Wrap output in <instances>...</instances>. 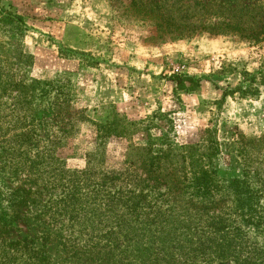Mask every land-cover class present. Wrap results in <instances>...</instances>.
Listing matches in <instances>:
<instances>
[{"label":"rangeland","instance_id":"374dc122","mask_svg":"<svg viewBox=\"0 0 264 264\" xmlns=\"http://www.w3.org/2000/svg\"><path fill=\"white\" fill-rule=\"evenodd\" d=\"M88 1L93 10L90 17L114 31L110 41L124 36L131 43L159 48L177 40L188 43L202 40L214 43V47L224 44L228 50H234L231 54L223 53L225 58L213 52L193 62L173 61L186 64L187 69L190 64H202L197 67L206 66L212 75L224 73L230 82L222 80L219 84L222 87L246 85L243 79L247 73L259 69L264 61V40L248 41L238 34L217 33L219 29L200 26L199 21L214 20L218 15L215 10H202L201 3L206 0ZM169 17L176 18L174 24L178 28L167 25L171 23ZM190 22L198 26L192 27ZM29 28L32 26L20 12H14L0 0V189L35 191L21 208L15 227L9 234L0 235V264H264L261 109L241 101L244 99H218L209 103L210 108L207 104V110L213 114L205 126L196 130L190 128L183 116L172 115L167 109L156 112L149 121L131 119L114 105L93 107V88L83 83L87 70L94 65H83L78 74L57 76L59 100L70 98L69 112L65 113L64 104L61 114H70L77 126L73 137L56 145L54 155L67 170L80 172L87 165V150L100 146L90 166L91 172L94 165L102 170L96 175L91 173L89 180L100 183L101 176L108 175L110 192L120 190L114 194L118 201L114 199L110 208L108 200L85 206L98 210L90 219L103 226L109 223L114 226L117 222L119 227L116 240H108L104 231L80 233L76 227L71 237L69 228L63 229L61 237L57 235L60 226L67 223L63 214L68 212H60V216L50 221L46 215L47 193L26 180L32 175L28 172V158L39 159L38 154L57 141L51 135L54 129L42 122L41 99L27 97L30 94V88L25 87L27 81L40 80L32 74L33 55L24 43ZM38 40L49 46L61 43L43 31ZM213 55L217 57L211 59ZM95 58L92 55L87 61L94 62ZM259 89L262 91L259 98L264 99V86ZM34 92L39 93V89L34 88ZM94 109L98 112L93 113ZM82 110L91 120L103 119L105 123L107 115L108 120L116 115L124 116L131 124L122 123L126 128L121 136L112 132L98 139L91 121H79ZM162 131H167L166 138L162 137ZM162 146H169L165 160L170 163H166V170L160 171L165 182L163 178L145 181L146 186L142 181L147 175L141 169L146 154L142 148L159 154ZM192 155L194 159L210 157L213 167L201 170L191 163ZM104 195L100 193L99 198L104 199ZM129 196L134 198L128 199ZM138 198L142 200L135 204ZM5 203L0 206L1 211H7ZM58 205L60 211L65 208L61 201ZM84 226L90 227V223L85 220ZM65 242L71 243L72 251L63 247Z\"/></svg>","mask_w":264,"mask_h":264},{"label":"crops","instance_id":"0c3cea01","mask_svg":"<svg viewBox=\"0 0 264 264\" xmlns=\"http://www.w3.org/2000/svg\"><path fill=\"white\" fill-rule=\"evenodd\" d=\"M4 2L9 9L18 14L20 12L32 26V29L25 31L28 34L24 43L31 48L33 55L31 71L35 78L50 80L58 73L74 75L78 74L83 66L78 58L59 55L56 46L40 43L38 35L42 31L49 32L57 42L96 56L95 67L87 70V78L83 83L93 88V92L91 91L94 97L93 107L114 105L128 118H146L148 121L156 112L167 109L172 115L183 116V120L190 123V128L196 130L205 126L213 114L207 110V104L210 108V102L222 98L225 87L219 85L220 82L222 80L230 82L225 79L227 77L224 73L212 75L208 73L206 66L198 68L202 64L195 63L190 64L188 69L186 66L187 71H184L188 75L200 78L199 86L193 91L177 90L175 83L170 81L167 75L171 61L189 59L193 62L196 58L204 56L203 54L213 52L225 58L223 53L227 55L234 52L228 50L224 44L214 47V43L202 40L195 43L177 40L158 48L131 43L124 36L110 41V38H113L110 35L111 33L114 35V31L90 17L93 10L88 0H4ZM77 34H82V37H77ZM94 41H97L95 45ZM222 46L224 48H221ZM216 57L213 55L211 59ZM227 88H230V85ZM241 101L261 109L259 126L264 130V99ZM97 112L96 109L93 110V113Z\"/></svg>","mask_w":264,"mask_h":264},{"label":"trees","instance_id":"16d2710c","mask_svg":"<svg viewBox=\"0 0 264 264\" xmlns=\"http://www.w3.org/2000/svg\"><path fill=\"white\" fill-rule=\"evenodd\" d=\"M263 4L264 3L260 0H206L205 2L203 1L201 3L200 7L202 10H215L218 15L214 20L208 18V22L199 21V24L202 28H210L213 30L219 29L217 30V33L238 34L248 41H262L264 40ZM174 19L176 18L169 17L168 20H170L171 23H167V25H174L178 28L177 23L174 24ZM188 24L192 27L198 26L193 22ZM60 44L56 46L59 55L63 57L78 58L81 60L83 65H94L95 61L91 63L87 61L88 57H92L90 52L80 49H73L66 44ZM61 74L65 73H58L52 81L30 79V81H27L28 84H25L26 88L27 86L30 88V94L27 96L28 98L34 99V97L37 96L38 100L41 99V103L43 104L41 113V118L43 119L42 122L43 124L54 129L51 135L54 134L57 139V141L51 142L45 148V151H42L38 154L39 159L31 160L28 158L30 167L28 172H30L32 175L27 176L26 180L30 185H35L40 188V190L42 189L47 193L48 197L45 201L48 203L46 215L50 221H52L55 217L60 216V212H68L67 215L63 214V217L67 218V223L60 226L61 231H56L59 237L62 236L61 232L65 228H69V234L71 237L73 234V227H76L80 233L87 231L89 233L91 232L95 234L99 231H104V234L108 236V240H116L115 234L119 227V223L116 222L114 226H112V223L104 226L100 225L96 221L90 219V217L98 212V210L96 208H87L85 206L86 204L96 205V203L100 205L101 201L108 200L110 208V206H113L110 205V203H112L114 199L118 201L114 194L120 190L115 188L112 190V192H110L106 183L108 175H102L101 177L103 178L100 183L91 182L89 180L91 173L92 175H96L102 170L98 166L95 167L94 165V171L91 172L92 169L90 166L92 156L94 155L96 149H98L100 146L95 145L92 146L95 148L87 150V165L85 169L80 172L77 170H67L62 161L55 159L56 157L54 152L57 148L56 145L61 144L62 139L65 140L67 138L73 137L76 134L77 126V121L75 119H71L70 114L68 116H66L64 113L61 114L63 111L62 105H66V108H64L65 113H67L69 110L68 102L70 100L69 97H65V100L62 101H60L58 98L60 89L57 83V76ZM168 78L170 81L175 83V88L179 91H193L199 86L200 81V78L188 75L187 73L170 74ZM243 83L246 85L243 86L241 83L234 88H224L221 99L225 100L226 97L244 100L259 99L262 93V91L260 92L259 87L264 86V61H261L259 69L254 72L247 73L243 79ZM34 88L35 90L38 88L39 93H35ZM235 95L237 97H235ZM84 111L85 110L81 111L82 113L78 119L82 123L91 121L98 132V139L112 132L119 136L124 133L126 127L123 126L122 123L127 120L124 116L120 118L116 117V115H113L112 118L108 120L109 116L107 115L105 118L107 123H104L103 119L91 120L87 115H85ZM126 123L131 124L130 121H126ZM54 125L56 126L53 127ZM171 128L172 127L169 126V131ZM165 132L167 131H162L163 138H166ZM100 142L101 141L99 140L97 143L100 144ZM161 143L164 145L163 140ZM26 149L29 150L27 145ZM167 150H169V146H162V148L158 151L159 154H152L150 148H142V151L146 153L145 158H143V163L141 164V169L147 174L146 177L142 179L144 185H148V183L145 181H154L160 178H163L165 182V175H161L160 171L162 172V170H166V163H170L169 159L165 160L169 156V154L165 153ZM193 155L190 158L192 160L191 163L198 165L201 170L203 168L213 167L210 157L203 156L200 158L199 156L198 158L194 159ZM102 162L103 161H101V163ZM150 173H155L156 175L151 177ZM80 174L82 176H80ZM204 176L205 175H203V178L205 179ZM81 179H83L85 182ZM40 190H38V192H40ZM33 192L35 193V191L32 190L27 193L24 190L6 189L3 191L0 189V206H2L4 202H7L5 203L6 205L4 204L5 208H7V211L0 210V235L9 234L10 230L15 227V224L20 216L21 208L27 204V201L31 198L30 194ZM100 193L106 195L103 196L104 199L102 200L99 198ZM129 198L134 197L129 196L128 199ZM127 200L122 201L126 204V207L128 206ZM141 200L142 198L136 199L135 204L139 203ZM60 201L65 207L63 210L61 209V211L58 205ZM106 211H110V209ZM85 220L90 223V227L84 226ZM74 223L77 224L74 225ZM63 247L67 248L69 251H72V245L70 242H65ZM30 257H32V255H30Z\"/></svg>","mask_w":264,"mask_h":264},{"label":"built area","instance_id":"2783aa9c","mask_svg":"<svg viewBox=\"0 0 264 264\" xmlns=\"http://www.w3.org/2000/svg\"><path fill=\"white\" fill-rule=\"evenodd\" d=\"M186 70V64L171 62L168 68V74H179Z\"/></svg>","mask_w":264,"mask_h":264}]
</instances>
